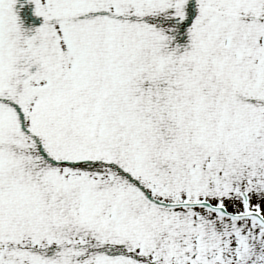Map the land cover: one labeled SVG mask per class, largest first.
I'll return each mask as SVG.
<instances>
[{"label":"snow or ice","instance_id":"snow-or-ice-1","mask_svg":"<svg viewBox=\"0 0 264 264\" xmlns=\"http://www.w3.org/2000/svg\"><path fill=\"white\" fill-rule=\"evenodd\" d=\"M0 264H264V0H0Z\"/></svg>","mask_w":264,"mask_h":264}]
</instances>
